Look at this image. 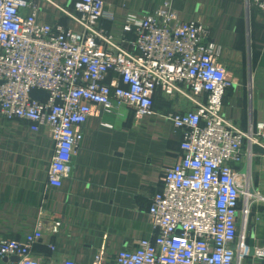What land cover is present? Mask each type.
<instances>
[{"label": "built area", "instance_id": "obj_1", "mask_svg": "<svg viewBox=\"0 0 264 264\" xmlns=\"http://www.w3.org/2000/svg\"><path fill=\"white\" fill-rule=\"evenodd\" d=\"M246 2L264 12V0ZM106 5L57 4L59 14L79 24L74 29L40 20L36 0H0V117L48 130L54 151L47 184L58 187L70 175L95 108L112 113L128 107L146 118L158 114L159 91L188 100L193 109L161 114L183 139L149 208L157 235L112 258L99 251L91 264H239L251 256L249 222L260 219L249 166L252 145L264 146V123L243 130L225 116L224 96L234 80L208 24L182 19L173 1L165 0L147 12H127L117 35L102 25V19H114ZM33 89L47 94L32 97ZM45 216L41 206L31 232L0 239V256L18 258L9 264H81L35 253V245L45 243ZM60 225L55 221L52 231ZM255 239L252 256L261 263L264 244ZM47 246L55 250L53 242Z\"/></svg>", "mask_w": 264, "mask_h": 264}, {"label": "crops", "instance_id": "obj_2", "mask_svg": "<svg viewBox=\"0 0 264 264\" xmlns=\"http://www.w3.org/2000/svg\"><path fill=\"white\" fill-rule=\"evenodd\" d=\"M36 1L40 20L79 29L56 6L77 0ZM104 1L114 19L104 18L102 25L119 35L127 12H147L165 0ZM172 1L182 19L205 22L222 45L219 60L234 80L224 96L225 116L243 130H257L264 123V12L248 7L246 0ZM155 109L158 114L137 118L128 107L112 113L95 108L84 125L85 138L73 156L70 175L58 187L47 184L54 151L48 130L33 131L28 120L0 117V239H22L31 232L41 206L46 207L45 243L34 250L46 258L91 264L99 251L112 258L121 249L137 248L141 238L154 239L158 232L150 222L152 197L165 168L180 155L183 139L181 130L161 114L193 106L159 91ZM249 169L252 183L264 194V153L250 149ZM255 207L260 219L249 225L251 246L255 238L264 244V206ZM55 221L61 225L52 231ZM51 242L54 251L47 246ZM0 261L10 260L0 256Z\"/></svg>", "mask_w": 264, "mask_h": 264}, {"label": "water", "instance_id": "obj_3", "mask_svg": "<svg viewBox=\"0 0 264 264\" xmlns=\"http://www.w3.org/2000/svg\"><path fill=\"white\" fill-rule=\"evenodd\" d=\"M47 93L44 90H40V89H33L31 91V95L32 97H38V98H42L46 95ZM252 151L254 152H260V153H264V146L259 144V143H255L252 145ZM247 253L249 255H254L255 254V247L254 246H249V248L247 249ZM17 257H12L10 258V260L15 261L17 260ZM3 260H9L7 257L3 258ZM0 264H3V261H0ZM261 264H264V259L262 260Z\"/></svg>", "mask_w": 264, "mask_h": 264}, {"label": "rangeland", "instance_id": "obj_4", "mask_svg": "<svg viewBox=\"0 0 264 264\" xmlns=\"http://www.w3.org/2000/svg\"><path fill=\"white\" fill-rule=\"evenodd\" d=\"M252 186H253L256 190H258L259 195H260V197H256V198H254V200L257 201L256 206H257V205H263V206H264V194H263V192H261L259 189H257V188L254 186L253 183H252ZM255 209H256V207H255ZM250 224H255V222H254L253 220H251V222H249V225H250ZM248 234H249V233H248ZM247 239H249V238H247ZM247 243H248V242H247ZM248 244H249V243H248ZM257 259H258V258H255V256H247L246 258H244L243 260H241L239 264H256ZM257 264H261V263L257 262Z\"/></svg>", "mask_w": 264, "mask_h": 264}]
</instances>
